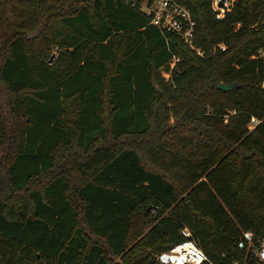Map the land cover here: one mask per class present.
Instances as JSON below:
<instances>
[{"label": "trees", "instance_id": "trees-1", "mask_svg": "<svg viewBox=\"0 0 264 264\" xmlns=\"http://www.w3.org/2000/svg\"><path fill=\"white\" fill-rule=\"evenodd\" d=\"M140 1L0 0V264H263L264 0H179L194 46Z\"/></svg>", "mask_w": 264, "mask_h": 264}, {"label": "built area", "instance_id": "built-area-1", "mask_svg": "<svg viewBox=\"0 0 264 264\" xmlns=\"http://www.w3.org/2000/svg\"><path fill=\"white\" fill-rule=\"evenodd\" d=\"M234 0H212V8L217 17H223L232 8ZM140 5L150 17L152 24L160 28L164 33L174 32L180 35L190 46H194V32L196 20L191 9L179 0H142ZM264 26V20H263ZM225 48L224 44H221ZM257 55L264 58V46L260 47ZM262 119L252 115L249 128L258 125ZM185 239L176 243L171 248L158 253L159 261L165 264H216L211 261L203 249L192 238L189 227L181 229ZM252 231H244V237L251 240ZM256 254L264 264V237L256 249ZM232 264H240L234 261Z\"/></svg>", "mask_w": 264, "mask_h": 264}, {"label": "water", "instance_id": "water-1", "mask_svg": "<svg viewBox=\"0 0 264 264\" xmlns=\"http://www.w3.org/2000/svg\"><path fill=\"white\" fill-rule=\"evenodd\" d=\"M237 85H238V82H232V83L220 82L218 84V87L227 90V89H232L233 87H235Z\"/></svg>", "mask_w": 264, "mask_h": 264}, {"label": "rangeland", "instance_id": "rangeland-1", "mask_svg": "<svg viewBox=\"0 0 264 264\" xmlns=\"http://www.w3.org/2000/svg\"><path fill=\"white\" fill-rule=\"evenodd\" d=\"M166 72H164V74H165Z\"/></svg>", "mask_w": 264, "mask_h": 264}]
</instances>
